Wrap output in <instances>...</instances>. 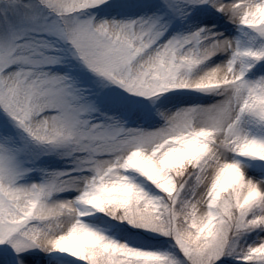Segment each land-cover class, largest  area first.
I'll list each match as a JSON object with an SVG mask.
<instances>
[{"label":"snow or ice","instance_id":"snow-or-ice-1","mask_svg":"<svg viewBox=\"0 0 264 264\" xmlns=\"http://www.w3.org/2000/svg\"><path fill=\"white\" fill-rule=\"evenodd\" d=\"M0 264H264V0H0Z\"/></svg>","mask_w":264,"mask_h":264}]
</instances>
